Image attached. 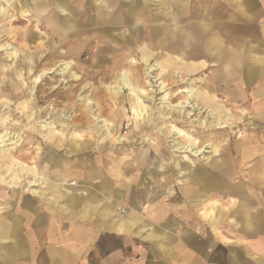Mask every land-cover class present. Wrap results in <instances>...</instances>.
<instances>
[{"label": "rangeland", "instance_id": "obj_1", "mask_svg": "<svg viewBox=\"0 0 264 264\" xmlns=\"http://www.w3.org/2000/svg\"><path fill=\"white\" fill-rule=\"evenodd\" d=\"M162 1L134 0L135 12L141 14L140 20L143 22L137 21L134 24L133 20L128 27L137 26L141 39L137 37L138 42L134 41L133 45L127 41V47L122 49L118 48L121 41H109L107 46L101 45L100 41H107L101 40L102 36L98 34L93 35L95 39L93 36L87 41L74 39L73 43L61 46L63 40H60L58 30L59 16L54 12L56 0H0V88L3 92L5 86L12 85L19 92L25 91L17 98L6 95L2 97L0 93V103H8L11 112L4 116L9 120L8 125L0 123V137L6 134L0 143V176L4 180V183L0 182V215L13 214L18 218L20 235L26 242V249L29 248V240L32 241V250L22 259L21 264H100V258L106 256L104 245L107 235L97 234L87 243V246L93 244V247L87 251L84 248V252L78 251V247L84 245L83 239L78 235L86 233L84 229L91 227L77 218L75 209L71 214L76 215V218L69 220L68 209H63L62 214L59 211L62 203L53 205L40 199L38 195L44 188H48V181L44 177L45 169L52 176L55 172H62V164H71L75 168L73 171L79 172L84 159L92 166L95 158L105 159L107 152H113L115 157L123 160L120 170L122 173L126 170L124 175L127 178L134 174L130 159L147 148L159 149L165 156L162 165L169 168L166 176L170 182L173 179L175 182L183 181L186 176L184 172H187L185 167H190L191 164L209 166L213 173L220 166L232 167L233 174L228 187H237L240 192L237 197L219 199V207L227 208L231 204H234V209L240 204L249 206L253 196L264 200V24L261 23L257 29L250 15L237 13L236 0H181L180 3L171 4ZM77 2L78 0H73L70 3L76 5ZM239 2L242 3V0ZM176 4L185 8L184 14L175 13ZM200 9H211V14L218 15V20L224 24V29L221 30L223 42L239 41L238 65H228V61L220 64L221 49L217 50L218 46L212 41H202L203 21L198 18V14L188 15ZM75 19L78 17L75 16L67 25L71 26L69 29L76 36L78 31L73 29L78 27L79 22ZM188 21L197 24L193 29L187 30ZM234 23L238 28L236 40L232 29ZM67 25L63 24V27ZM152 28L169 33V39L171 33H177L178 37L175 38L178 40L182 36L186 37L189 32L195 41H163L161 46V43L157 44V41L147 36ZM114 30L123 31L119 28ZM211 33L220 35L215 28H211ZM122 37L125 40L124 35ZM64 41L67 40L64 38ZM174 47L177 48L172 50ZM71 48L73 52L71 51L70 57L64 55ZM96 48L100 49L94 55L92 53ZM202 49L206 51L203 52ZM14 52L17 55L11 61L8 54ZM117 53L126 59L125 66L110 70L108 66L112 55ZM190 61L192 64L203 62L206 66L195 68L192 72L187 68L191 66L187 64ZM132 62H136V65ZM15 63L24 83L8 73V68ZM65 64L69 65V69L62 72ZM30 66L32 73L27 76L25 73ZM152 66L155 67L154 71L148 73V68ZM247 68H254L256 77L250 83L243 80L239 82L238 75L242 78ZM228 71L231 72V77H226ZM120 73L128 74L129 79L136 82L135 88L143 91L147 97L144 103L148 107L149 119L138 124L142 131L135 128L137 123L130 111L134 99L129 91H116L118 88L115 79ZM221 75L225 77L221 78ZM35 79L40 82L34 83ZM159 82L164 85L163 90L168 93L171 104H185L186 95L179 91L187 87L195 89V102L209 113L207 125L200 126L198 122H190L192 119L206 118L205 112L199 115L196 112L190 119L184 112L183 115L170 112L162 104L163 93L157 88ZM30 87H34V95L28 92ZM204 91L210 95L204 94ZM209 96L210 102L207 99ZM84 97L89 98V101H84ZM159 110L161 115L157 113ZM186 110L189 109L184 108ZM214 112H217V118L212 115ZM168 113L170 115L166 119ZM95 115L111 125L110 135L107 137L105 127L99 128L100 123L94 122ZM2 118L0 116L1 122ZM218 123L224 127L219 128ZM175 128L184 133L183 136H178L180 144H195L204 153L192 157L186 153L174 152L171 141ZM76 140L80 143L81 140L83 143L87 141L91 146L85 152L69 154L64 148ZM131 141H137L136 145H127ZM237 147L244 151L243 160L239 163ZM213 148L217 152L214 153ZM184 155L188 156L190 162H184ZM3 161L4 164H12L10 172H4ZM103 165L106 169L107 163ZM22 167L32 172L23 171ZM33 172L38 173V177H34ZM215 176L213 174L212 182L217 181ZM37 178H40L39 182L44 178L46 186L41 182L28 185V182L38 181ZM105 180L106 187L111 185L107 175ZM68 186H75V183L70 182ZM78 186L102 196L99 192L101 186L94 179H82L78 181ZM168 189H158L160 195L157 201L167 196ZM174 190L178 192L176 187ZM165 200L169 207L173 204L167 197ZM24 201L31 203L30 209L23 207ZM175 202L185 206L179 198ZM118 211L124 213L123 209ZM197 222L182 225L198 237H213L217 243L215 247L218 244L220 246L221 241L236 240L233 233L226 231L231 226L230 221L216 224L217 232L222 238L214 236L209 225L203 226L198 220ZM232 224L236 225V222ZM28 231L33 233L30 238L27 237ZM130 240L134 246L130 257L136 258V251H140L136 248L145 242L142 239Z\"/></svg>", "mask_w": 264, "mask_h": 264}, {"label": "crops", "instance_id": "obj_2", "mask_svg": "<svg viewBox=\"0 0 264 264\" xmlns=\"http://www.w3.org/2000/svg\"><path fill=\"white\" fill-rule=\"evenodd\" d=\"M71 1L73 0H56L54 2L56 10L52 9L59 16L60 40L64 41L65 38L63 17L66 13H71L72 17L77 16L80 20H78V27L73 29L78 31L76 41H87L94 34L101 35L103 41H122L124 40L122 35H124V41H129L130 45H133L134 41H137L136 38L140 37L137 26L128 27L133 20H135L134 24L137 21L143 22L140 20L141 14L135 12L134 0H117V2L78 0L76 5L71 4ZM180 1L163 0L162 2L171 4L180 3ZM94 3L96 4L93 5ZM235 5L237 13L243 12L250 15L255 28L259 29L260 24H264V0H242V3L236 0ZM211 12V9H200L188 15L198 14V18L203 21L202 41H212L218 46L217 50L221 49L220 64L228 61V65H238L240 62L239 41L223 42L221 40L224 24L218 20L217 14L214 15ZM175 13L184 14L185 8L177 6ZM196 24L194 21H188L187 30L193 29ZM114 28L123 29V31L115 32ZM211 28H215L220 35L212 34ZM232 29L236 40L237 24L234 23ZM55 31H57L56 28ZM167 34L169 33L152 28L147 36L157 41V44L161 43V46L163 41H188L189 43L195 41L189 32L180 40L175 38L178 37L177 33H171V39ZM197 39L199 38L196 37ZM158 41L161 42L158 43ZM187 64H191V66L187 65L189 70H195L204 63L192 64L190 61ZM254 70V68H247L242 78L238 75V81L243 80L247 83L253 81L256 77ZM230 71L226 73V77H231ZM223 76L221 75V78ZM207 93L209 92L204 91V94ZM207 99L211 101L210 96ZM136 142L131 141L127 145L134 146ZM73 143L74 141L70 142L64 148L69 154L85 152L73 151L71 149ZM125 143H127L126 140ZM236 150L239 163L243 160L244 151L241 147ZM104 158H95L92 166L84 159L81 163L82 170L79 172L73 171L75 168L71 164L66 166L62 164L60 166L62 172H55L52 176L45 169L44 177L48 181L49 189L44 188L38 197L53 205L62 203L59 211L62 214L63 209H68L69 218L67 219L69 220L76 218V215L71 214L75 209L77 218L91 227L84 229L86 233L78 235L83 239L82 244H84L78 247V251L84 252V248H87V251L93 247V244L87 246V243L100 233L107 235L106 245H104L107 250L106 256L100 258V264H264V200L253 196L249 206L240 204L236 209L233 208L234 204L227 208L218 205L219 199L237 197L240 192L237 187H228L233 174L232 167L220 166L216 169V173H213L210 170L211 167L206 165L185 167L187 172H184L186 175L184 180L175 182L173 179V182H170L166 176L169 168L162 165L165 156L159 149L147 148L132 156L130 164L134 174L128 178L125 177L126 170L123 171L125 175L120 170L124 164L121 158L115 157L113 152H107ZM106 163L107 168L104 169L103 164L106 165ZM213 174L216 175L215 182H212ZM106 175L111 182L108 187H106ZM82 179H94L95 183L101 186L99 192L102 196L92 194L87 189H80L78 181ZM70 182H74L75 186H68ZM63 183L67 185L62 187L65 194L60 189ZM167 187L169 189L166 197L173 203L170 207L165 202L166 197L157 201L160 195L158 189L163 190ZM174 187L178 192L174 190ZM176 198L181 199L185 206L182 207L175 202ZM23 207L30 209L31 203L24 201ZM118 209H123L124 213L119 212ZM197 220L203 226L209 225L212 234L220 238L222 237L217 232L216 224L230 221L231 226L227 227L226 231L234 234L235 242L220 240L222 244L215 247L217 243L213 237L204 235L198 237L192 230L182 225V223L197 222ZM234 221L236 225L232 224ZM19 224L18 218L13 214L0 215V264H21L22 259L32 250L31 240H29V248H25L26 242L20 235ZM31 234L33 233L28 231L27 237L30 238ZM132 238L142 239L145 242L136 248L140 250L136 251L138 254L136 258L130 257L133 246L130 239Z\"/></svg>", "mask_w": 264, "mask_h": 264}, {"label": "bare ground", "instance_id": "obj_3", "mask_svg": "<svg viewBox=\"0 0 264 264\" xmlns=\"http://www.w3.org/2000/svg\"><path fill=\"white\" fill-rule=\"evenodd\" d=\"M3 1V0H2ZM63 1V0H62ZM68 1V0H67ZM24 17V16H23ZM73 18H75V16H71V13H66L65 14V16L63 17V22H64V25L66 24H68L70 21H72L71 19H73ZM92 19V18H91ZM76 20V22L79 20V19H75ZM93 20V19H92ZM80 21V20H79ZM95 21V20H94ZM20 22V21H19ZM97 22V21H96ZM95 22V23H96ZM71 26L70 25H67V26H65V28H64V35H65V39L67 40V41H62L61 43H60V45L61 44H63V45H69L70 43H73L74 41H72V40H74V39H76L77 40V38H74L75 37V35H74V33L69 29ZM97 33V32H96ZM95 35V34H94ZM95 36H98L97 34L95 35ZM93 39H95L94 38V36H93ZM122 42V44H120L119 46L120 47H118V48H122V49H125V47H127V45H128V42L127 41H121ZM135 42H138V41H135ZM159 42H161V41H158V43ZM89 43V42H88ZM93 43V42H92ZM109 43V41L108 42H101L100 41V44L101 45H106L107 46V44ZM95 44V43H94ZM72 45V44H71ZM62 46V45H61ZM75 48H77V47H75ZM103 48V47H102ZM130 48V47H129ZM97 49V48H96ZM100 49V48H99ZM99 49H97L94 53H92V54H94V55H96V53L98 52V50ZM106 49V48H105ZM115 50H116V48H115ZM115 50H113V52H117V51H115ZM73 52V48H71L69 51H67V54H64V55H69V57H70V53H72ZM106 51V50H105ZM104 52V51H103ZM91 54V55H92ZM16 52H14V53H11L10 55L8 54V57L11 59V61L12 60H14L15 58H16ZM94 55H93V57H94ZM125 62H126V59H124V56L123 55H120V54H113L112 55V59H111V61H110V63H109V66H108V68L110 69V70H115V69H117V68H121V67H123V66H125ZM144 62L146 63L147 62V60L144 58ZM133 63V65H136V62H132ZM201 67H204V64H201ZM184 68H186V67H184ZM184 68L182 69L183 71H184ZM9 69V71H8V73H10V74H12L13 76H15L16 78H17V80H19V81H21L22 83H24L23 81V76H22V74H21V72H18L17 70H16V63H15V65L14 66H11V68H8ZM69 69V65H67V64H65V68L63 69V71L62 72H64L65 70H68ZM154 69H155V67L154 66H152V67H150V68H148V73H150V72H152V71H154ZM188 71V70H187ZM192 72L194 71V70H191ZM50 72V71H49ZM49 72H48V74H49ZM32 73V66H30L29 68H28V70H27V72L25 73L27 76H29L30 74ZM105 73V72H104ZM47 74V73H46ZM155 78V77H154ZM107 79V78H106ZM138 81V80H137ZM40 82V80L38 79H35L34 80V83H39ZM115 83L117 84V87L116 88H118L116 91H118V92H120L122 89H127L128 91H129V94L132 96V98L134 99V101H133V103L131 104V114H132V116H134V118H135V120H136V123H137V126H135V128L137 129V130H139V131H142V129H141V127H140V125H138V124H140L141 122L142 123H144L145 121H147L148 119H149V111H148V107L145 105V103H144V100L146 99L147 100V97H146V95H144L142 92L143 91H140V90H137L135 87H137V84H136V82L134 81H132L131 79H129V77H128V74H126V73H120L119 74V76L115 79ZM163 87H164V85L161 83V82H159L158 84H157V88H158V90H159V92H161V93H163V96L161 97V101L163 102L162 104H164L165 106H167L168 108H169V111L171 112V111H175L177 114H181V115H183L182 113L184 112L185 113V115L186 116H188V118L190 117V116H192V115H194V113H198V115L200 114V113H206V118H200V119H198V120H194V119H192L190 122L192 123V122H198V125H200V126H205V125H207V117H208V115H209V113L208 112H206L205 111V109H203L204 107H202V106H199L196 102H195V97H196V91H195V89H193L192 87H187V88H185V89H183V90H180L179 91V93H183V94H185L186 95V100H185V104H181V103H176V104H171L170 103V101H169V95H168V93L167 92H165L164 90H163ZM74 88V87H73ZM110 90H111V88H109ZM71 90V89H70ZM74 90H75V88H74ZM73 90V91H74ZM113 91H114V89H112ZM24 92L25 91H20L19 92V90L15 87V86H10V87H8V86H5V89H3V92H2V89L0 88V93H1V96L3 97L4 95H6V96H9V97H11V98H17V97H19L20 95H22V94H24ZM28 92L30 93V95H34V87H30L29 89H28ZM71 94H72V92H71ZM35 97V96H34ZM16 100V99H15ZM83 100L84 101H89V98H86V97H84L83 98ZM87 105H89V104H87ZM184 108H186V109H189L188 111L186 110V111H184ZM11 114V112H10V105L8 104V103H6V104H4V103H0V116H3V118H2V122L0 121V123H2V125L3 124H5V126L6 125H8V121L9 120H7V116L6 117H4L5 115H8V114ZM157 113L159 114V115H161V111L159 110V111H157ZM169 113H168V115L167 116H165V118L166 119H168L169 118ZM184 115V116H185ZM197 115V116H198ZM212 115H216L217 117H218V114H217V112L215 113L214 112V114L212 113ZM215 116V117H216ZM9 117V116H8ZM60 117H61V115H60ZM216 117V118H217ZM61 118H64V117H61ZM95 118V119H94ZM93 118V120H94V122L97 124V123H100V126H99V128H103V127H105V129H106V131L108 132V134H106L105 136L107 137L108 135H110V133H109V127L111 126L106 120H99V118H97V115H95V117ZM190 119V118H189ZM27 120L29 121L30 120V117H28L27 118ZM141 121V122H140ZM32 122V121H31ZM31 122H29V124L31 125ZM219 124V123H218ZM47 125H49V124H47ZM224 126L223 125H221V123L219 124V128H223ZM75 135H77V134H75ZM184 135V133L181 131V130H179V129H177V128H175L174 130H173V133H172V141H171V148H173V151L174 152H179V153H183V154H188V155H190V156H192V157H198V156H200L202 153H204V150L203 149H201V148H197L196 147V145L195 144H188V145H182V144H180L178 141H177V139L179 138V137H181V136H183ZM6 136V134H4L3 136H1L0 137V143H2L3 142V138ZM179 136V137H178ZM76 137V136H75ZM240 137V136H239ZM119 141H121L122 142V139H119ZM148 142H149V140H147ZM170 141V140H169ZM91 145L86 141V143H83V141L81 140V143L80 142H77V140L72 144V146H71V149L73 150V151H81V150H83V151H86V150H88L89 149V147H90ZM70 149V148H69ZM213 152L215 153V152H217L216 151V148H213ZM4 155V154H3ZM182 159H184V162H190V159L188 158V156L187 155H184V156H182ZM192 163V162H191ZM190 163V164H191ZM192 165V164H191ZM190 165V168H193V166H191ZM2 168H3V170H4V172H10L11 170H12V164L11 163H9V164H4V161H3V163H2ZM22 170L23 171H27L28 173L29 172H32L31 170H27V168L26 167H22ZM2 172V171H1ZM33 174H35V176L34 177H38V173H36V172H33ZM37 180L38 181H34V182H28V185H32V184H36V182H39V180H40V178H37ZM0 182H3L4 183V180L2 179V177L0 176ZM41 184H45V186H46V181L44 180V178H41ZM39 182V183H40ZM73 185V184H72ZM64 186V184H62V186L60 187V189H62V187Z\"/></svg>", "mask_w": 264, "mask_h": 264}]
</instances>
